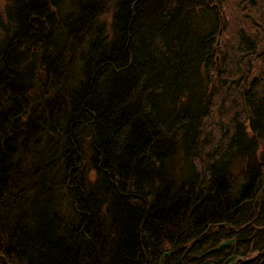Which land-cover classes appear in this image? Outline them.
Wrapping results in <instances>:
<instances>
[{
    "label": "trees",
    "instance_id": "trees-1",
    "mask_svg": "<svg viewBox=\"0 0 264 264\" xmlns=\"http://www.w3.org/2000/svg\"><path fill=\"white\" fill-rule=\"evenodd\" d=\"M1 1L0 264H264V0Z\"/></svg>",
    "mask_w": 264,
    "mask_h": 264
},
{
    "label": "water",
    "instance_id": "water-1",
    "mask_svg": "<svg viewBox=\"0 0 264 264\" xmlns=\"http://www.w3.org/2000/svg\"><path fill=\"white\" fill-rule=\"evenodd\" d=\"M219 33H220V30H219ZM216 48L217 49L219 48V38H217V40H216ZM197 240H198V237L196 239H194L191 244H193ZM232 242H234V239L223 240V241L219 242L218 245H216L215 247L209 249L207 251V253H210V252H213L215 250H218V248L220 249L221 247L226 246V245H228L229 243H232ZM235 259H236V256H231L223 264L233 263L235 261ZM160 264H161V260H160Z\"/></svg>",
    "mask_w": 264,
    "mask_h": 264
},
{
    "label": "rangeland",
    "instance_id": "rangeland-1",
    "mask_svg": "<svg viewBox=\"0 0 264 264\" xmlns=\"http://www.w3.org/2000/svg\"><path fill=\"white\" fill-rule=\"evenodd\" d=\"M1 2H2V1L0 0V6H1V4H2Z\"/></svg>",
    "mask_w": 264,
    "mask_h": 264
}]
</instances>
